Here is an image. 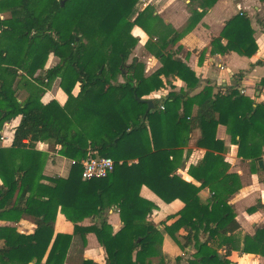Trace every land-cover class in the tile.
<instances>
[{
	"label": "trees",
	"instance_id": "trees-1",
	"mask_svg": "<svg viewBox=\"0 0 264 264\" xmlns=\"http://www.w3.org/2000/svg\"><path fill=\"white\" fill-rule=\"evenodd\" d=\"M195 1L206 9L217 0ZM8 9L11 16L1 17ZM149 10L139 11L138 0H0V140L6 125L17 120L10 147H0V222L18 223L28 217L36 227L31 234L0 227L7 233L0 264H40L58 212L73 224V232L55 235L44 264H64L74 248L82 253L89 234L103 250V264H151L164 238L182 243L180 248L191 254L169 263L160 257L158 264H238L231 261L233 252L264 258V227L237 236L241 225L229 201L241 184L236 174L227 173L219 154L222 142L216 139L217 126H225L237 157L250 161L252 173L263 182L264 166L259 168L258 162L264 150V104L234 86L222 93L206 83L197 91L195 73L175 51H166L180 37L175 32L159 37L154 56L161 65L150 76H144L135 57L127 64L138 43L129 29L146 28L148 20L155 19ZM200 15L194 12L186 30ZM253 33L246 15H234L212 39L210 54L234 52L250 58L258 50ZM50 55L59 62L46 69ZM117 75L124 81L113 83ZM22 79L34 82H21L27 95L20 100L17 83ZM57 79L68 96L64 106L55 99L41 101L38 83L50 87ZM176 79L185 90L147 98L166 84L173 86ZM76 85L79 93L73 98ZM257 85L264 89V78ZM147 100L152 101L150 110ZM197 129L195 146L206 153L188 168L195 185L176 171L177 154ZM38 143L51 146L52 157L76 162L110 158L114 170L89 181L81 179L78 164L70 166L66 177L50 175L45 170L47 155L35 151ZM134 160L136 164H128ZM143 186L164 204L183 203L173 222H163L161 229L150 223L157 207L140 196ZM205 188L210 196L201 200L199 192ZM109 209L121 223L116 232L105 216ZM85 219L90 225H81Z\"/></svg>",
	"mask_w": 264,
	"mask_h": 264
},
{
	"label": "crops",
	"instance_id": "crops-1",
	"mask_svg": "<svg viewBox=\"0 0 264 264\" xmlns=\"http://www.w3.org/2000/svg\"><path fill=\"white\" fill-rule=\"evenodd\" d=\"M146 1H149L150 5H152V7L155 9L153 16H157L162 21V27L164 30L161 34L162 37H171L173 32L180 34L179 39L174 43V45H171L173 48H170V51H175L176 57L181 59L195 73L196 77L199 79V89L197 91L204 87L206 83H209V85L214 88V92L226 91L228 86L229 88L234 86L238 89L239 93L240 91L242 92V95L248 96L256 103L264 104V89L257 85L260 80L264 78V65L251 66V64H254L258 61L264 62V0H217L214 5L206 9H203L204 7L195 0ZM191 4L194 5L193 14L194 12H198L201 13V15L199 16L197 23L191 29L186 30L189 25L187 23H190V19L193 16V14L190 15L188 13L189 11H187V8H192ZM146 7L148 6L146 5L144 8ZM143 9L140 7L139 11H142ZM237 14L240 16L244 14L250 20L251 27L254 32L253 38L255 39L258 47L256 54L250 58L240 56L234 52H231L227 55H211L210 50L212 39L218 37L225 22ZM221 43L224 45L225 41L223 40ZM152 60V58L149 59V61ZM236 64L243 67H235ZM232 67H235V69L231 70ZM228 68L229 71L226 70ZM239 73H242L241 78H235ZM175 84H178V86L185 90V85L180 80L176 79V81H173L172 85ZM172 90L173 89L164 91V93H162V91H157L147 96V98L161 99ZM50 100L51 99L48 101ZM194 111L195 108L192 111L193 114ZM16 125L17 120L6 125L5 130L1 132L0 147H10ZM199 134L200 132L198 129L194 130L190 136L191 138L188 144L180 148L181 153L177 154V176L182 180L191 182L195 185H198V183H196L188 175V168L201 161L206 153L205 149L197 148L195 146V141L199 138ZM216 139L222 142V148L224 150L219 154L222 156L224 162L228 165L227 173L236 174L241 184L239 191L235 193L229 201V203L233 205L235 209L236 220L238 221L237 212L239 207L234 205V201L239 198L243 199V201L252 199L255 193L260 192L261 196H258V199H263L264 203V181L259 182V174L252 173V163L250 161H244L237 157V146L231 143L230 137L226 133L225 126H217ZM47 147L48 145L46 144L38 143L36 144L35 151L45 154L48 153ZM58 158L60 160H57ZM56 160V164L51 167V170H49L46 166L45 169H47L50 175H57L62 178L66 177L71 166V160L58 156H56ZM262 161L264 166V150ZM131 163L136 164L137 161L134 160L128 162V164ZM200 192L205 193L206 196H201ZM200 192L199 197L201 200H206L210 196L207 188L202 189ZM140 196L155 204L157 209L153 212L152 216L154 217L153 219L158 223L161 221L162 224L163 222H165V224H170L175 220L174 216L183 207V203H181L179 200H175L171 204H164L152 191H150L145 186L141 187ZM243 201L240 202V205H242ZM261 208L262 207L260 206L256 208L257 211L255 215H259V212L262 211L264 216V208ZM108 211V215L106 214L107 222L113 229L114 222L117 221L120 223V220L117 213L113 212L112 210ZM81 225H90V220L85 219ZM3 226L15 227L17 232L24 234H31L36 228L33 221L28 217H23L18 223L0 222V227ZM118 230L119 229L113 231L116 232ZM72 232L73 224L67 221L62 214L57 213L54 225V233L50 235L47 245L41 252V255H44L41 264H43L46 259L55 235L57 233L72 234ZM3 237V235H0V248L4 242ZM86 239V247L84 248L82 254L79 253V259L93 260L97 264H103L104 253L102 248L97 243L95 236L93 234H89ZM234 255L238 257V254L233 252L231 258L234 257ZM243 256H249L253 258L255 257L251 254H245ZM238 258L242 259V256Z\"/></svg>",
	"mask_w": 264,
	"mask_h": 264
},
{
	"label": "rangeland",
	"instance_id": "rangeland-1",
	"mask_svg": "<svg viewBox=\"0 0 264 264\" xmlns=\"http://www.w3.org/2000/svg\"><path fill=\"white\" fill-rule=\"evenodd\" d=\"M146 5L148 6V10L150 9L149 10L150 12H152V13L155 12V9L152 7V5H150L149 1L138 0V9L140 7H141V9H143ZM13 8L14 7H12L11 9H13ZM193 8H194V5H192V8H187V11H189L188 13L190 15L193 14V11H194ZM11 9H8L5 13H2L1 17H10L11 11H12ZM145 16L143 18H145ZM187 24H189V22ZM163 31L164 30L162 27V21L157 16H155V19H149L148 20V26L146 28L138 26V25H133L129 29L130 34L132 36H134L135 38H137L138 43L136 44L135 48L133 49L130 58L127 60V64L130 63L131 58L135 57L142 64V67H143L142 72H143L145 77L150 76L161 65L159 60L154 56V52H155L157 46H159V43H160L159 37H162L161 34L163 33ZM170 48H173V47L172 46L167 47L166 51H170ZM52 58H55V59H52ZM150 58H152L153 60L149 61ZM58 62H59V60L56 57H53L52 55H50L47 57V59L45 61L44 68H46V69L51 68V67L55 66L56 64H58ZM235 67L242 68L243 66L236 64ZM235 67H232L231 70L232 69L234 70ZM226 70L229 71V68ZM123 73L126 74L125 70L123 71ZM25 80L22 79L20 82L17 83V86L19 88L18 94H19L20 100L24 99L27 95V91L21 87V84H22L21 82L25 81ZM26 81L28 83L34 82L33 80H30V79H27ZM123 81H124V78L120 75H117L115 77V79L113 80V83L116 84V83H121ZM174 81H176V80H174ZM16 82H14V85L16 84ZM59 83H60L59 79L53 81L51 83L50 87H46L43 84L38 83L39 86L43 90L42 96H41V101L43 103H46L49 99H55V100H57V102L60 105L64 106L66 104V102L68 100V96L62 91V89L59 88ZM227 88H229V86ZM171 89L175 90L176 92L184 90L182 87L178 86V84L177 85L175 84L173 86L166 84L165 88L161 89L159 91H162V93H164V91L171 90ZM253 89H254V87H253ZM221 92H225V91H221ZM78 93H79V88L76 85L72 90V93H71L72 97L76 98L78 96ZM47 148H48L47 149L48 153H45V156L47 155V157H44L45 166L48 167L49 170H51V167L54 166L56 164V161L60 160V159L58 158L56 160V157L51 156V152H52L51 146H48ZM45 170L47 171V169H45ZM247 175H248V173H247ZM260 178H261V176H260ZM260 194H261L260 192L255 193V195L252 199H247V200L243 201V199L239 198V199L234 201V205L239 207L238 212H237V219L240 222L241 227H242L240 232L237 234L239 239L242 237V235L245 232H253L256 227H264L263 212L260 211L259 215H255V213L257 211L256 209L253 212L248 211V208H250L249 206H253L255 208H258L260 206V207H262L261 209L264 208L263 199H258V196H261ZM200 195L203 197L206 196L205 193H201ZM241 201H243L242 205H240ZM108 212L109 211L107 210V212L105 213V216L108 215ZM153 218H154L153 216L149 218L150 223L152 225H154L156 228L160 229L161 225L163 226L162 222L160 221V223H158ZM106 219H107V217H106ZM120 225L121 224L118 223L117 221L114 222L113 230L115 231V230L119 229ZM13 228L15 229V227H13ZM57 228H58V226H57ZM0 235H3L4 236L3 238L5 239V237L7 236V233L6 232H0ZM48 240L46 242V245L48 243ZM179 244H182V243H177V242H175L169 238H164L162 240V242L160 243V245H158L156 247L155 256L150 258L149 262L151 264H158L160 257H162L169 263V262H173L177 256H182L183 260H187L190 257L191 251L186 252L185 250L180 248ZM43 256H44L43 254L41 256H39V263L40 264L44 258ZM249 256H242V259H241V258H238L236 255H234V257L231 258V261L237 262L238 264H264V258H262L260 256H256V255H254L255 256L254 258L249 257ZM79 258H80V256H79V252L77 251V248L71 249L66 256L64 264H81V259H79ZM183 264H184V261H183Z\"/></svg>",
	"mask_w": 264,
	"mask_h": 264
},
{
	"label": "built area",
	"instance_id": "built-area-1",
	"mask_svg": "<svg viewBox=\"0 0 264 264\" xmlns=\"http://www.w3.org/2000/svg\"><path fill=\"white\" fill-rule=\"evenodd\" d=\"M240 94H242L241 91ZM160 109L162 110L163 107H161ZM70 164H78L80 166L81 179L83 181L105 178L114 170L113 160L106 157H87L86 159L81 160L80 162L71 160Z\"/></svg>",
	"mask_w": 264,
	"mask_h": 264
},
{
	"label": "water",
	"instance_id": "water-1",
	"mask_svg": "<svg viewBox=\"0 0 264 264\" xmlns=\"http://www.w3.org/2000/svg\"><path fill=\"white\" fill-rule=\"evenodd\" d=\"M61 6H63V2H61ZM77 39V38H76ZM147 102V104H148V110H150V109H152V101L151 100H147L146 101ZM258 167L259 168H262L263 167V161H259L258 162Z\"/></svg>",
	"mask_w": 264,
	"mask_h": 264
}]
</instances>
